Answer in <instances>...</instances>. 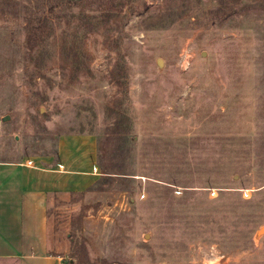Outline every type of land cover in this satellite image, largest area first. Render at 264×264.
Returning <instances> with one entry per match:
<instances>
[{
    "label": "rangeland",
    "instance_id": "obj_1",
    "mask_svg": "<svg viewBox=\"0 0 264 264\" xmlns=\"http://www.w3.org/2000/svg\"><path fill=\"white\" fill-rule=\"evenodd\" d=\"M48 1L0 0V161L96 140L66 264H264V0Z\"/></svg>",
    "mask_w": 264,
    "mask_h": 264
},
{
    "label": "crops",
    "instance_id": "obj_2",
    "mask_svg": "<svg viewBox=\"0 0 264 264\" xmlns=\"http://www.w3.org/2000/svg\"><path fill=\"white\" fill-rule=\"evenodd\" d=\"M97 151L93 136L75 135L54 156L0 161V264H66L71 216L58 221L53 210L104 177Z\"/></svg>",
    "mask_w": 264,
    "mask_h": 264
},
{
    "label": "trees",
    "instance_id": "obj_3",
    "mask_svg": "<svg viewBox=\"0 0 264 264\" xmlns=\"http://www.w3.org/2000/svg\"><path fill=\"white\" fill-rule=\"evenodd\" d=\"M106 0H49L47 4V7L51 10V12H54L57 7L61 5V3L66 4L68 7H74V6H86L89 2L90 5L92 4H99V7L102 6V3ZM44 4L43 6H46ZM51 19L45 17L40 18L38 21H35L37 24H31L30 26V36L32 35L31 39V49L33 50L35 47L41 46L43 43V38L45 34L47 33V29L53 30V21H50ZM45 48V46H44ZM107 173V172H103Z\"/></svg>",
    "mask_w": 264,
    "mask_h": 264
},
{
    "label": "water",
    "instance_id": "obj_4",
    "mask_svg": "<svg viewBox=\"0 0 264 264\" xmlns=\"http://www.w3.org/2000/svg\"><path fill=\"white\" fill-rule=\"evenodd\" d=\"M162 62H163L162 59H158V60H157V65H158L159 68L162 67ZM10 119H11L10 116H6V117H4V118L2 119V121H3V122H8V121H10ZM258 234H259V235H263V234H264V228L261 229V231H260Z\"/></svg>",
    "mask_w": 264,
    "mask_h": 264
},
{
    "label": "built area",
    "instance_id": "obj_5",
    "mask_svg": "<svg viewBox=\"0 0 264 264\" xmlns=\"http://www.w3.org/2000/svg\"><path fill=\"white\" fill-rule=\"evenodd\" d=\"M31 165V163H29ZM96 170V169H95Z\"/></svg>",
    "mask_w": 264,
    "mask_h": 264
}]
</instances>
